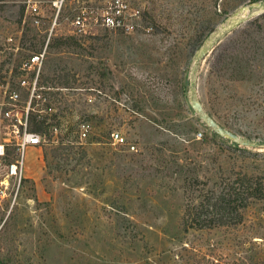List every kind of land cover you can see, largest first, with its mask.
Returning a JSON list of instances; mask_svg holds the SVG:
<instances>
[{
    "label": "rangeland",
    "instance_id": "obj_1",
    "mask_svg": "<svg viewBox=\"0 0 264 264\" xmlns=\"http://www.w3.org/2000/svg\"><path fill=\"white\" fill-rule=\"evenodd\" d=\"M52 1L0 0V76L39 49L41 35L18 21L22 5L24 20H33L27 4L38 2L36 28H43L53 22ZM132 1L147 12L138 30L100 29L48 48L41 84L53 88L62 129L55 141L26 148L18 197L0 199V257L7 264H264V201L236 226H182L187 178L209 189L238 171L264 174V148L222 138L190 102L196 51L245 17L199 64L196 90L221 125L264 140V8L248 10L264 0ZM68 12L57 35L67 34ZM67 72L71 86L61 87L57 76ZM78 121L91 123L85 140ZM112 131L128 143L114 144ZM59 142L65 147L55 155ZM5 163L0 158V190L11 191L17 178L6 179Z\"/></svg>",
    "mask_w": 264,
    "mask_h": 264
},
{
    "label": "built area",
    "instance_id": "obj_2",
    "mask_svg": "<svg viewBox=\"0 0 264 264\" xmlns=\"http://www.w3.org/2000/svg\"><path fill=\"white\" fill-rule=\"evenodd\" d=\"M52 6L55 15L42 49L21 56L0 76V158L6 160V179L17 178V187L11 191L0 190V199L11 197L15 200L18 197L26 148L50 140L46 135L31 131V113L34 111L39 116H46V122L53 124L52 141L61 131L56 125L53 88L41 84L48 44L51 37L57 35L55 29L59 26L61 13L69 10L65 16L68 25L66 35L75 37L95 35L100 29L131 33L142 27L144 21L146 23L144 8L132 0H53ZM27 12L33 15L32 24L39 26L41 11L38 2H28ZM9 40H13V37L10 36ZM88 101L93 102V97H88ZM91 129L89 121H81L78 127L79 139L85 140ZM111 141L121 146L128 143L119 131L111 132ZM131 150H136V146L132 144Z\"/></svg>",
    "mask_w": 264,
    "mask_h": 264
},
{
    "label": "trees",
    "instance_id": "obj_3",
    "mask_svg": "<svg viewBox=\"0 0 264 264\" xmlns=\"http://www.w3.org/2000/svg\"><path fill=\"white\" fill-rule=\"evenodd\" d=\"M25 6L22 5L18 21L19 23H23L24 21L28 29H34L37 34L41 35L42 39L38 42L39 49L37 48V51H39L46 43L48 27L36 28L38 26L33 25L31 19L24 20ZM146 13L145 16L147 15ZM43 29L47 30L43 31ZM26 34L27 32L24 31L22 39L25 38ZM73 44H78L75 36L66 34L54 35L49 41L48 48L61 49L66 46H73ZM69 75L70 73L68 72L58 75V83L62 86H71ZM45 91L48 92L50 90ZM46 121V116H39L37 112L33 111L31 113L30 129L51 139L54 135L53 124ZM61 123L60 120L56 121V125L62 129ZM79 124L80 121H78V124L75 123V126L79 127ZM69 132L72 133L73 129L66 126L67 135H69ZM234 143L240 146L239 143ZM61 146L62 144L59 142V145L53 149L55 155H59V151L65 147ZM183 187L186 200V211L182 221L184 230H188L191 224L196 226L197 229L236 226L243 221L245 210L253 202L264 201V174L253 175L238 171L235 175L225 176L214 187L209 189L205 188L206 183L204 181L196 176H191L186 179ZM0 261L2 264H7L1 257Z\"/></svg>",
    "mask_w": 264,
    "mask_h": 264
},
{
    "label": "water",
    "instance_id": "obj_4",
    "mask_svg": "<svg viewBox=\"0 0 264 264\" xmlns=\"http://www.w3.org/2000/svg\"><path fill=\"white\" fill-rule=\"evenodd\" d=\"M257 8H264V1L260 2L256 5L248 6V10L251 12ZM247 7H241L240 11L244 12ZM245 17H241L240 20H230L226 24H224L221 28L217 29L213 33H211L203 45L196 51L194 56V65L192 66V75L190 79V102L192 108L197 112L199 118L203 120L210 128H212L217 134L222 137L228 138L234 142L239 143L240 145L254 148H264V140L263 139H253L249 137H245L240 135L239 133L228 129L221 125L211 114H209L202 102L198 99L197 95V81L196 74L199 64L207 57V55L213 50L215 45L229 32L232 28H234L237 23L242 22ZM0 264L2 262L0 261Z\"/></svg>",
    "mask_w": 264,
    "mask_h": 264
}]
</instances>
